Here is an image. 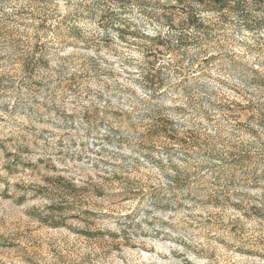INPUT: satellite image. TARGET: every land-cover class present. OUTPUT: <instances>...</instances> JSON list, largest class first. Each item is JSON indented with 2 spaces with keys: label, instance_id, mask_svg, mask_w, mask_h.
Instances as JSON below:
<instances>
[{
  "label": "rangeland",
  "instance_id": "374dc122",
  "mask_svg": "<svg viewBox=\"0 0 264 264\" xmlns=\"http://www.w3.org/2000/svg\"><path fill=\"white\" fill-rule=\"evenodd\" d=\"M187 1L0 0V264H264V214L251 212L264 189L245 181L264 172V124L245 110L264 76V0L220 13ZM35 32L47 66L25 73ZM155 37L179 48L156 94ZM161 116L174 139L150 133ZM228 152L250 162L224 170ZM177 172L191 203L168 188ZM225 176L231 198L207 204Z\"/></svg>",
  "mask_w": 264,
  "mask_h": 264
},
{
  "label": "trees",
  "instance_id": "16d2710c",
  "mask_svg": "<svg viewBox=\"0 0 264 264\" xmlns=\"http://www.w3.org/2000/svg\"><path fill=\"white\" fill-rule=\"evenodd\" d=\"M28 2H31V0H25ZM176 2V3H175ZM170 0V2H163L161 5L163 10H167L170 8H173L175 5L178 6L180 10L185 12V7L187 5V0ZM211 4V6L214 7L215 13H220L223 9L226 8V4L224 0H201L200 4L205 3ZM185 22L187 23V26H191L192 28H199L200 27V20L197 18V16H187ZM44 20H39L38 28L43 27ZM181 24L176 23V21H170L169 26H180ZM41 43V37L39 32H35L32 37L29 38L28 42L24 45V55L23 58L20 60V64L22 65V69L25 73L31 72L33 70V67L38 65L47 66L44 61V56L40 54L39 44ZM152 45L154 46L153 52L149 53L147 55L145 61L148 64L147 72L144 73L145 77V89H147L149 92L156 94L158 91H160L164 86V76L161 72L163 68L171 65V63H176L179 60L178 52L179 48L177 47H166L162 44V41H160L157 37L151 40ZM160 63V64H159ZM159 64V65H158ZM255 79L259 82V85L257 86L260 90L258 92V96H256V99L254 103L256 104L255 107L249 105L245 110L246 116L252 115L253 118H255L260 124H264V103L262 102V93H264V76L259 75L258 73H255ZM30 78V76H28ZM261 99V100H260ZM251 104V103H249ZM235 109V107H234ZM233 109V110H234ZM162 117V116H161ZM151 134L158 135L163 138L168 139H174L176 136V127L175 125L168 121L167 119L158 118L157 123L153 126V131L150 132ZM225 158L223 160V164L221 167H224L222 169L228 170L230 172H234L236 169L243 170L245 165L250 162V158L248 155L244 153H237L233 155L231 152L226 153ZM189 175H181L180 173H175L174 177L169 180V190H175L177 189V193L179 191L185 190L184 196L187 198L189 203L194 201V198L192 195H190L189 189V183H188ZM246 185L250 188L254 189H264V172L262 174H257L254 171H251L246 174L245 177ZM222 182L226 186V191L223 196V198L219 197H212L211 199L207 200V204L212 205L214 207H220L223 203H227L228 200L231 198L230 191L228 190V186L230 183H232V179H230V176L228 177H222ZM188 183V185H186ZM263 186V187H262ZM60 188V187H58ZM66 189H71L72 191L75 190V187L72 185H68ZM173 197V196H172ZM154 206L162 205V201L165 200V197H161L159 194H156L154 196ZM180 200L177 199V195L174 199H170L166 201L165 209L167 207H171L172 204H178ZM238 209V208H237ZM251 212H254L255 215L259 216L264 214V211L261 208L258 207H252ZM124 242H129L124 240Z\"/></svg>",
  "mask_w": 264,
  "mask_h": 264
}]
</instances>
